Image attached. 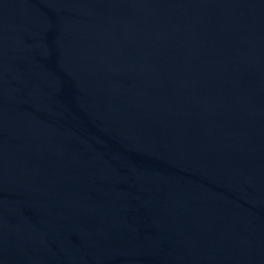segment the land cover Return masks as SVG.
Returning <instances> with one entry per match:
<instances>
[{
	"label": "water",
	"instance_id": "obj_1",
	"mask_svg": "<svg viewBox=\"0 0 264 264\" xmlns=\"http://www.w3.org/2000/svg\"><path fill=\"white\" fill-rule=\"evenodd\" d=\"M0 264H264V0H0Z\"/></svg>",
	"mask_w": 264,
	"mask_h": 264
}]
</instances>
